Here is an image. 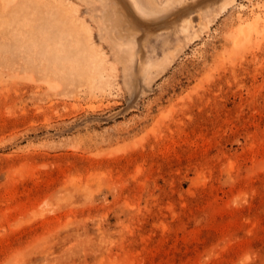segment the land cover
Returning <instances> with one entry per match:
<instances>
[{
    "label": "rangeland",
    "instance_id": "374dc122",
    "mask_svg": "<svg viewBox=\"0 0 264 264\" xmlns=\"http://www.w3.org/2000/svg\"><path fill=\"white\" fill-rule=\"evenodd\" d=\"M0 264H264V0H0Z\"/></svg>",
    "mask_w": 264,
    "mask_h": 264
},
{
    "label": "bare ground",
    "instance_id": "6f19581e",
    "mask_svg": "<svg viewBox=\"0 0 264 264\" xmlns=\"http://www.w3.org/2000/svg\"><path fill=\"white\" fill-rule=\"evenodd\" d=\"M62 27L67 31L68 35H72L71 37H73V40L76 42V48L78 51L81 49V50L86 51L88 55L91 54L89 49L87 48V44L89 43V38L85 40L80 35H78L76 32H74L75 28L73 27L72 22L68 21L66 17H64ZM62 32H64V30ZM59 43L62 44L61 41Z\"/></svg>",
    "mask_w": 264,
    "mask_h": 264
}]
</instances>
